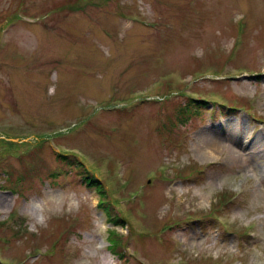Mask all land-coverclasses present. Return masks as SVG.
<instances>
[{
  "label": "rangeland",
  "instance_id": "1",
  "mask_svg": "<svg viewBox=\"0 0 264 264\" xmlns=\"http://www.w3.org/2000/svg\"><path fill=\"white\" fill-rule=\"evenodd\" d=\"M0 196V264H264V0H0Z\"/></svg>",
  "mask_w": 264,
  "mask_h": 264
},
{
  "label": "bare ground",
  "instance_id": "2",
  "mask_svg": "<svg viewBox=\"0 0 264 264\" xmlns=\"http://www.w3.org/2000/svg\"><path fill=\"white\" fill-rule=\"evenodd\" d=\"M245 83H240V87L241 88H245ZM244 130L245 133L248 131L247 127L244 126ZM212 131V132H209ZM209 131H201V135H199L196 138V142L197 145L196 147H192V151L195 152L196 154V158H200L201 161H213L215 159L216 154H218L219 152H221L222 150V143H221V137L223 135V131L217 130V129H211ZM220 131V133H219ZM229 133V132H228ZM236 135L238 137H240V139H243L244 137V131H243V127H240L237 132ZM226 137V136H225ZM234 139V136L232 135V133L228 136V138L226 139ZM252 142V139L250 141V143ZM240 145V143H239ZM246 148V145L243 146V149ZM242 147H240V149L236 148L235 151L231 148V150H229L228 155L230 157H238L241 155L242 152ZM5 202H6V198L0 196V208L5 206Z\"/></svg>",
  "mask_w": 264,
  "mask_h": 264
},
{
  "label": "trees",
  "instance_id": "3",
  "mask_svg": "<svg viewBox=\"0 0 264 264\" xmlns=\"http://www.w3.org/2000/svg\"><path fill=\"white\" fill-rule=\"evenodd\" d=\"M197 104H200L199 102H196ZM194 110H196V112L198 111V108L196 107V108H193ZM189 115H190V113H189ZM105 213L108 215V217H110V215H109V213L107 212V210H105Z\"/></svg>",
  "mask_w": 264,
  "mask_h": 264
}]
</instances>
